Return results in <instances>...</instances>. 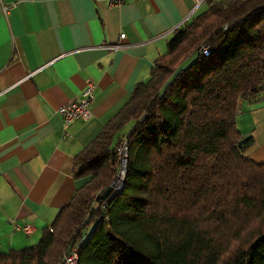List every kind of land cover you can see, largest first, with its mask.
<instances>
[{
	"label": "trees",
	"instance_id": "trees-1",
	"mask_svg": "<svg viewBox=\"0 0 264 264\" xmlns=\"http://www.w3.org/2000/svg\"><path fill=\"white\" fill-rule=\"evenodd\" d=\"M204 1L73 156L68 202L0 264H61L81 237L75 264H264V160L235 125L263 90L264 0ZM123 143L120 186L100 198Z\"/></svg>",
	"mask_w": 264,
	"mask_h": 264
},
{
	"label": "crops",
	"instance_id": "crops-1",
	"mask_svg": "<svg viewBox=\"0 0 264 264\" xmlns=\"http://www.w3.org/2000/svg\"><path fill=\"white\" fill-rule=\"evenodd\" d=\"M0 10V252L36 243L82 180L72 158L127 100L135 81L183 20L206 8L194 0H2ZM123 48L103 46L119 40ZM94 83L90 116L64 130L56 109ZM259 101L237 104L245 154L264 160V83ZM32 226L29 234L19 228Z\"/></svg>",
	"mask_w": 264,
	"mask_h": 264
},
{
	"label": "built area",
	"instance_id": "built-area-1",
	"mask_svg": "<svg viewBox=\"0 0 264 264\" xmlns=\"http://www.w3.org/2000/svg\"><path fill=\"white\" fill-rule=\"evenodd\" d=\"M106 1L109 5H113V6H120L125 2V0H106ZM203 1L204 0H194L195 7L198 6ZM8 7H9L8 4H5L2 2V0H0L1 12L5 13ZM122 39H123V33H120L118 41L111 44H106L103 47L109 50L116 48H123L127 44L122 42ZM93 91H94V83L90 78H86L83 82V86L78 96L76 98L66 101L65 103L57 107L56 113L59 116L60 126L62 130L66 129L68 125L73 121L76 120L86 121L89 118L90 111L88 107L93 100ZM124 152H125V145L123 143L118 150L119 160L121 158V154H123L124 157ZM119 186H120V182L117 186L112 185V191L113 192L116 191L119 188ZM19 230H21L24 234H29L32 231V226L29 224H25L21 226ZM82 239L83 237L73 242L72 244L65 245L58 260L61 264H75L78 247L79 244L82 242Z\"/></svg>",
	"mask_w": 264,
	"mask_h": 264
},
{
	"label": "rangeland",
	"instance_id": "rangeland-1",
	"mask_svg": "<svg viewBox=\"0 0 264 264\" xmlns=\"http://www.w3.org/2000/svg\"><path fill=\"white\" fill-rule=\"evenodd\" d=\"M147 79V78H146ZM145 79V80H146ZM130 125L127 123L125 126H124V130H126V129H128V127H129ZM123 156H121V158H120V164H119V166L117 167V174L115 175V177L113 178V182H111L112 183V185H114V186H117L118 184H119V182H121L120 180H118V172H119V169H120V165H121V162H122V160H123Z\"/></svg>",
	"mask_w": 264,
	"mask_h": 264
},
{
	"label": "water",
	"instance_id": "water-1",
	"mask_svg": "<svg viewBox=\"0 0 264 264\" xmlns=\"http://www.w3.org/2000/svg\"><path fill=\"white\" fill-rule=\"evenodd\" d=\"M124 161H125V158H123V169H124ZM119 164H120V160H119ZM111 190H112V185L110 183L109 186L100 194V198H104Z\"/></svg>",
	"mask_w": 264,
	"mask_h": 264
},
{
	"label": "bare ground",
	"instance_id": "bare-ground-1",
	"mask_svg": "<svg viewBox=\"0 0 264 264\" xmlns=\"http://www.w3.org/2000/svg\"><path fill=\"white\" fill-rule=\"evenodd\" d=\"M121 156H123V154H121ZM122 175H123V160L121 162L120 169H119V172H118V176H117L118 180L121 181Z\"/></svg>",
	"mask_w": 264,
	"mask_h": 264
}]
</instances>
